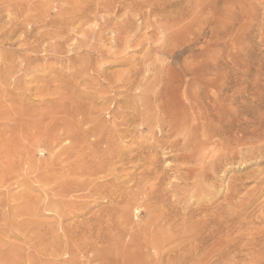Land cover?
Returning a JSON list of instances; mask_svg holds the SVG:
<instances>
[{"label":"rangeland","instance_id":"obj_1","mask_svg":"<svg viewBox=\"0 0 264 264\" xmlns=\"http://www.w3.org/2000/svg\"><path fill=\"white\" fill-rule=\"evenodd\" d=\"M10 20L14 23H10ZM126 78L128 82H124ZM190 87L211 90L212 104L225 100L228 109H231V105H237L231 96L234 93L243 94L249 136L245 142V153L236 158L235 162L223 166L224 170L219 169L214 188L203 194L171 191L169 182H178L175 168H172L175 167L172 158L166 159L167 154L163 149L158 152L145 150L149 151V155L155 152L157 158L160 157L157 169L165 176L162 187L166 189V197L165 200H153L154 207L158 205L153 215L162 211H175L177 214V210L181 212L178 215L181 219L188 208L197 209L198 212L200 208L205 210L202 212L205 215L198 213L193 220L201 218L206 221V210L210 208V211L216 212L213 240L208 242V239H202V236L205 238L208 235L210 227L203 231L205 224L200 223L198 232L200 236L203 234L201 237L196 235L200 237L198 242L202 240L201 245L198 244L199 249H193L195 245L190 244L191 248L186 249L182 245H174L176 252L170 245L172 248L168 250L171 251L167 250L165 258L167 254L168 259L174 256L177 260L179 257L178 260L182 262L177 261V264H183V260L185 264H264V0H0L1 248L13 250L11 246L16 242L22 245L25 258L30 252L35 259L43 256L42 251L48 246L46 243H52L57 233L63 232L56 223L57 214L43 207L48 203L54 204V200L59 198V183L63 185L62 182H71L79 177L74 173L79 162L69 156L75 140L73 144L69 143L72 136L68 134L66 124L73 131L78 129L79 132H84L81 127L84 130L96 123L104 124L105 134L118 132L117 136H122L119 145L124 144L123 149L127 147L129 151L142 143L141 148H148L150 143H155L157 132L155 138L163 142L166 139L161 136L156 120L162 112L160 95L167 97L169 106H179L183 97L178 94ZM222 88L225 92L217 97L215 90ZM49 109L56 112L51 114H56L54 120L58 119L55 122L65 126L53 130L54 136L59 130L62 138L67 137V134L71 137L67 141L66 137L64 139L69 143V148L64 140L61 143L64 146H60L66 149V153L64 150L61 152L59 146L53 149L55 153L60 152L59 156L63 160L55 161L52 165H49L52 153L45 147L46 121L39 122L41 116L37 115ZM143 118L150 119L152 124L142 125ZM70 120L78 122L77 125L71 124ZM35 121L34 126L37 128L31 129V122ZM82 121H86L84 123L87 126ZM126 122L130 124L126 125ZM124 125L129 126V129L125 128L128 132L123 128ZM152 128L154 134L148 131L151 132ZM128 165L124 172H119L122 177L119 180H129L130 172H140V169L134 167L136 162ZM105 174L85 176L84 180L95 179L92 183L94 185L100 179H105ZM229 182L234 184V189H242L233 200H224ZM145 185L135 190L142 192ZM84 192L75 194H87V191ZM211 192L215 197L209 200V204L207 199L212 195ZM76 195L75 201L85 198L81 201L84 202L82 208L85 214H82L86 220L80 216L84 210L79 212L74 209L69 213L70 217H65V226L69 223L81 226L83 222L84 226L93 229L94 225L99 228L102 224L105 230V224L106 227L108 225L104 221L105 217L111 214V219H119V222L122 219L124 225H127L126 222L131 224V227L127 226V231L132 232L131 228H136L132 226L142 225L144 220L149 219L150 209H146L147 206L140 201L137 204L136 200H130V205L134 204L130 206L133 208L129 217H126L129 218L127 221L125 217L120 219L118 215L122 214L119 209L115 211L116 207L121 210L123 203L118 205L117 200H102L97 195L92 198ZM138 197L143 200L145 195L139 194ZM37 214L41 229L39 232L36 226ZM87 218H90V222L93 219L92 225ZM108 218L110 216L106 220ZM121 224L123 226L122 221L119 227H122ZM15 225H35L34 230L38 236L44 234V239L38 243L36 239L35 244L30 240L21 242L12 232H7L13 227L15 230H12L19 233ZM73 227L79 229L76 225ZM96 227L94 230H97ZM106 232L103 231V235ZM111 232L107 234L109 237ZM131 232L127 234H134L136 230ZM115 233L112 236H117V230ZM128 235L112 238L121 242L127 238V244L123 241L122 247L126 244L127 252L130 250L128 253H131L135 246L129 242ZM194 240L191 242H197ZM89 252L88 256H97L94 251ZM152 253L157 252L153 250ZM6 263L5 260L3 264Z\"/></svg>","mask_w":264,"mask_h":264},{"label":"bare ground","instance_id":"obj_2","mask_svg":"<svg viewBox=\"0 0 264 264\" xmlns=\"http://www.w3.org/2000/svg\"><path fill=\"white\" fill-rule=\"evenodd\" d=\"M9 6L11 7V5H9ZM35 9H36V6H35ZM10 10H12V9H10ZM31 15H33V14H31ZM33 16H36V15H33ZM31 17L32 16H30L29 18H31ZM33 20L34 19H32V21ZM35 21H37V20H35ZM11 22L12 21L10 20V23ZM28 22H29V20H28ZM12 23H14V22H12ZM15 25H12V26L14 27ZM13 27H12V29H13ZM11 32H9V33H11ZM126 80H127V78L124 80V82ZM128 81H126V82H128ZM183 88H185V87H183ZM210 92H212V91L207 89V88H204V87L186 88L183 90L182 93L178 94L179 97H183V101L182 100L180 101L179 106H174V105L169 106V104H168L169 102H168L167 97L160 95L159 101L163 102V104H161L162 105L161 106L162 112L159 114V116H157L156 120H157L159 130L161 132L160 133L161 136L165 137L166 139L164 140L165 142H163L162 140L155 138L157 136V133H158L157 132L155 134V137L152 136V137H154L155 143L152 145H150L151 144L150 143L149 146H147L148 148H146V147L144 148V146H143V148H141L142 144H144V143H142L141 146L139 145L135 148L133 147V149H131L129 151H127V149H126L127 147L125 148L126 150L123 149L125 147V145L124 144L119 145V143L122 142V139H121L122 136H121V138L119 137L120 136L119 134H118L119 136H117L116 133H118V132L110 133L111 135L108 133L105 134L104 128L106 127V125H104V124L96 123L95 125L93 124L90 127L88 126V128H84V130H83V127H81V130L84 132H81V131L79 132L78 129L76 131L74 129V131H73L72 130L73 128L71 129V127L67 126L68 124L65 123L66 128L70 132V133L68 132V134H71V136H72V141L69 143L73 144L72 143L73 139L75 140L74 144H73L74 146L72 145L70 147V148H72V147H74V148H73V151L70 153L69 156L71 157V159L73 157V160L79 162L78 165L76 164L77 166L75 165L76 162H72L76 166L74 173L76 174V176H79L80 179L82 178V180H80L79 177H76V178L74 177L75 178L74 181L72 180V178H71V180H72L71 182L65 181L66 185L63 182H62L63 185H60V183H59L58 188H57V189H59V192L57 191L58 192L57 195L59 198L57 200H54V204L48 203L46 206L44 205V207H43L44 209L45 208L51 209V210H53V212H55L57 214L58 220L56 223L59 225L60 229L63 230V232L57 233V235H56V233H53L54 235H56L55 236L56 238L53 239V241H51L52 243H49V242H48V244L46 243V246L48 245L47 247H44V245H43V247L45 248V249H43L44 251H42L44 253V254L42 253L43 256H39L37 258L35 257V259H33L34 257L33 258L31 257L33 255V253H31L32 254L31 255L30 252L27 255V257L25 258L24 256L26 254L24 255L22 253V245H19L16 242H15V244H12V246H11V247H13V250L2 249L1 248L2 239H1V241H0V264H3L5 260L8 262L6 264H164L165 260H168V261H166L165 264H168V263L175 264L177 261H179L178 260L179 257H177L178 255H176V257L178 258L177 260L174 259L175 258L174 256H173V258L168 259L167 258L168 254L166 257L167 259L165 258L166 253L168 251H171V249L168 250V248H172L174 245H176L177 247H180L179 245H182L186 249V247L191 248L190 245H192V246L195 245L193 247V249L194 248H195V250L199 249L198 244L200 246L202 243V240H200L198 242V239H200V237L202 236L203 231H207L208 227H210V228H208V229H210L209 232H207L208 235H206L205 238H203V236H202V239L203 240L208 239V242H209V240L212 239V236H214L213 235V230H214L213 228L215 226L213 227V224L215 222L214 217L216 215V212L210 211V208H209V211L206 210V212H208V213L205 212L207 217H208L206 219V221L201 220V218L196 219L195 221L193 220V218L195 216H196L195 218H197L198 213H200L202 216L205 215L202 213L205 210L200 209V208H199V212L197 209H190L189 210V208H188V212L183 214L184 216L181 219L178 218V215H180L181 212L179 213L176 209L175 210H176L177 214L175 213V211H171L172 213L162 211L159 214L155 213V215H153V212H155L153 210H156V212H157L156 207L158 206L157 205L154 207L153 200H165V197H166V192H164V191H166V189H165V187H162L163 178H165V176L163 177V173L161 171L159 172L157 169V162H159L158 158H160V157L157 158V155H155V152L152 153V155H154V157H151L152 155L151 154H150L151 156L149 155V153H148L149 151L146 152L145 150L152 149L151 152H153V151L158 152L159 149L160 150L163 149L166 151V152H164L165 155L167 154L166 159L172 158L173 162L175 163V167H172V168H175L174 169L175 172L174 171L173 172L176 173V175L174 173L173 174L176 176V180H178V182H175V184L171 183V181L169 182V184L172 188L171 191H173L175 193L176 192L181 193L183 191V192H191V193L195 192V194H203L206 191L208 192V190H211L212 188H214L215 184L217 183V178H215V176H216V173L218 172V170L221 169L226 164L235 162L236 158H240L245 153V150H244V147L246 149L245 142H246V139L249 136V134H248V129H247L248 125L246 126V124H247V111L245 108L246 107L245 102H244L245 99L243 98L244 96H242L243 94L235 95V93H234L231 96L232 97L231 99H233L232 100L233 103H235V101H236L237 105H236V107H233L231 105V107H230L231 109H228L225 106V100H224V102L223 101L221 102V100H220L219 103H217L216 105H214V102L212 104ZM224 92H225V90L223 88L215 90V94L217 95V97L220 96L221 94H223ZM184 99H185V101H184ZM86 107H87V105H86ZM20 109H21V111H23L22 105L20 106ZM63 112H65V111H62V113ZM52 113H56L54 111V109H49L48 111L40 112L37 114V115L41 116V118L39 119V122L44 123L46 121V124H45L46 125V132H45L46 141H45V143L47 142L46 143L47 145H45V147H47L48 150L52 153V154L50 153L52 156V159H51V161L49 160L51 163L49 165L54 164L55 161L63 160L59 156L60 152L55 153V151H53V149H55V148L57 149V146H59L58 149L61 148L60 147L62 145L61 143L63 142V140L66 137V136H64V138H62L63 136H60V134L58 133L59 130L64 125H61V123H56L55 121H57L58 118L56 120H54L56 118L55 117L56 114L51 115ZM144 113H143V115H144ZM6 114H9V113L6 112ZM57 114H59V113H57ZM23 115H25V112ZM145 115H147V112ZM145 117L147 118V116H145ZM130 119H132V118L130 117ZM149 120L150 119L146 120L143 118V121H141L142 122L141 124L146 126L148 123H150ZM33 121H34V119H33ZM50 122L52 123V125H50ZM69 122H71V120ZM82 122H83V125L86 123V121H82ZM122 122H124V121H122ZM35 123H36V121L31 122V125H32L31 129L37 128V126H34ZM67 123H68V121H67ZM72 123H76V122L73 121V122H71V124ZM77 123H76V125H77ZM125 124L126 125L130 124V122L129 123L126 122ZM151 124H152V122L150 123V125ZM153 124H154V122H153ZM126 125H124V126H126ZM124 126H123L124 129L127 127L129 129V126H126V127H124ZM76 128H77V126H76ZM57 129H59V130L57 131L56 135L54 136L53 130H57ZM148 129H150V128H148ZM68 130H66V131H68ZM121 130L123 131V129H121ZM125 130H127V129H125ZM152 130H154V129L152 128L151 132H150V130H148L149 133H152L153 132ZM66 131L63 135L66 134ZM71 131L73 134L71 133ZM130 131H132V130H130ZM127 132H128V130H127ZM126 133L124 135H126ZM154 133L155 132H153V134ZM68 134H67V137L65 139L66 141L70 137ZM112 134H116V136H114ZM119 139H121V140H119ZM65 140H64V142H65ZM158 142H160V143H158ZM67 143L68 142H65L66 145H67ZM69 143H68V145H69ZM138 144H140V142ZM68 145L66 147L69 148ZM146 145H148V144L146 143ZM62 146H64V145H62ZM47 148H46V150H47ZM130 148H132V147H130ZM62 150H64V148H61L60 151L63 152ZM65 150H64V153H66ZM133 150H134V152H133ZM70 151H71V149L69 150V152ZM63 155H65V154H63ZM63 155H62V157H63ZM216 157H218V158L216 159ZM135 162H136V165L134 167H136L137 169H140V172H138V173L130 172L131 177L129 180H119L122 178V177H120V173L122 171L124 172V170H126V168H127L126 166L130 163L135 164ZM71 165L72 164H70V167L68 166L69 169L71 168ZM74 165H73V168H75ZM67 171H69V170L67 169ZM72 171L70 173L71 175H73ZM69 172H67L68 176H69V174H68ZM102 173L103 174L106 173L104 176L105 179H102V181L100 179V181L95 182L94 185H92V183L95 181V179H94V181H90L87 179L90 182L86 181V179L84 180L85 176H92V177L95 176L96 177L97 175L102 174ZM75 174H74V176H75ZM88 178H91V177H88ZM98 180H96V181H98ZM129 182H131L130 185H129ZM145 184H149V185L147 186ZM144 185H145L144 191L139 192V191L135 190V188H137V190H139ZM233 186H234V184H232V182L228 183V185L226 187L227 192H225V196L223 195L225 197L224 200H233L234 196L235 195L237 196L241 192V189H242L241 187L234 189ZM241 186L243 187V184ZM84 191H87V194L84 195V193H85ZM78 192H84V193L83 194L80 193V196H79V194L78 195L75 194ZM212 193L213 192H211V194ZM139 194L145 195V198H143V200H139V197H138ZM213 194L210 195L209 199H207L209 204H210L209 200H213V198L215 197V195H213ZM75 195L79 196L81 198H83L84 196L85 197L91 196V198H92L93 196L97 195L99 199L100 198L101 199L102 198L103 199L108 198V200H115V201L117 200L118 205L123 203V205H121V208H122L121 210L118 207L115 208V211H117L116 209H119L120 214H122V215H118L119 217L121 216L120 219L124 218V217H125L124 219H126L128 214H130V211L133 208V206L131 208H130V206L134 204V202H133V204L130 205V200H131V202H132V200H136L137 204H140L139 201L142 204H145L147 206V208H146V206H145V208L148 209V207H149V209H150L149 212L152 215L149 214V219L147 221L144 220L145 221L144 224L138 225L139 227L138 226H132L133 228L136 227L135 229L131 228L132 232L134 233L135 230H136V232L134 234H131V235H128V234H130L131 231L130 230L127 231V229H129L128 227L129 226L131 227V224L126 222L127 225H124V221L121 219V221L123 223V226H122V224H121V226L123 228L119 227L118 224L121 223V221L119 222V219H118V221L115 219H111L112 218L111 214L110 215L108 214L110 216V218H108V220H106V217H109V216L105 217L104 221L107 222V224H108L107 227L105 224V230L102 227V224L99 225V228H97L98 226L96 227V225H94V229L96 227L97 230H94L93 228H90V227H86V226H84V223L82 221H81L82 223L80 222V220H83V219H80L78 221L81 223V226H77V224H73V225H76V227H79V229H80V231H79V229L75 230L76 229V228H74L75 226L73 227V225H71L70 223H69L70 225L67 224L66 226H65V223H63V222H65L64 221L65 217L67 216L66 218H68L69 213L72 212L71 210L76 209V210H79V212L84 210V208H82L84 206V202L81 200H83L85 198L78 201L79 198L77 197L78 200L75 201L76 200ZM73 196L75 198H71L72 200L70 198H69L70 200H65L66 198L73 197ZM190 204L191 203H189V205ZM161 205H163V204H161ZM159 207H160V205H159ZM160 208H162V206ZM105 212H106V210H105ZM173 212L175 214H173ZM82 213L85 214V210H84V212L80 213L81 214L80 216L83 217ZM117 214H119V213H117ZM200 214H199V216H201ZM114 215L116 216V212ZM36 216H37L36 226L38 228L40 226L39 219H38L39 214H37ZM96 216H98V215H96ZM69 217H70V215H69ZM90 218H87V220ZM84 219L86 220V217ZM99 219H103V218H99ZM95 220H94V222L97 221V220L96 221ZM126 220L128 221L129 218H127ZM191 221H193V222H191ZM91 222L93 223V219ZM91 222H90V224H91ZM98 222H99V220H98ZM203 222L205 224V227H203V231L201 232L202 234L200 236V234H199L200 232H198V229L200 228V223L203 224ZM100 223H102V222L100 221ZM20 226L15 225V228L18 227L17 230L19 231V233H17L16 231H13V230H15V229H13V227H11L13 230L9 229L10 231L7 230V232L8 233L12 232L15 235V237L19 238L21 242H25V243L27 240H30V241H33V244H35L36 239H37V243L39 240L44 239V237L42 238V236L44 234H42V236L41 235L38 236L37 232H39L41 230L40 227L37 229V232H36L34 230L35 225H33V226L27 225L24 227H20ZM69 226L73 227L74 229L73 228L71 229ZM125 226H126V228H125L126 231H124ZM68 227H69V229H67ZM115 228H117V229H115ZM120 228H122L123 230H120ZM102 229L104 232L107 231L106 232L107 234H109L111 232L110 230L114 229L113 230L114 233L111 232L113 235L116 234L115 231L117 230V236L115 235L116 238L119 237V235H121V236L123 235V237L128 235L130 238L129 242L131 241V245L133 244L135 246V249L132 250L131 253H128L130 250L127 252V248H126V244L128 242L127 238H125V240L122 239L124 241V243L126 242L125 246L122 247V245H124V243H122L123 241L122 242H121V240L118 241L119 239H115V238L113 240L112 237H115V236H112V234H110L111 237H109V235H107V234L103 235ZM108 229H110V230H108ZM118 230H120V231L118 232ZM53 231H55V230H53ZM77 231H79V232H77ZM55 232H57V230ZM0 233H3V232H0ZM32 233H37V234L33 235ZM58 234H60V235H58ZM197 234L200 237L197 236L198 237L197 238L196 237ZM105 235H107V236H105ZM21 236H23V237L20 238ZM121 236H120V239H121ZM195 237L197 240L196 239L194 240ZM126 239H127V241H126ZM191 240L192 241L194 240L197 242H195V243L193 242L194 243L193 244L191 242ZM186 242H188V245H186L187 244ZM11 243H13V242H11ZM207 244H209V243H207ZM9 246H10V244H9ZM167 246H170V247H167ZM164 247L167 249H165ZM122 248H123V251H121ZM163 248L165 250H163ZM172 249L174 250V247ZM175 249H176V247H175ZM177 249H179V248H177ZM180 249L182 250L183 248H180ZM90 250L94 251L97 256H95L94 254H93L94 257L88 256V253H90L89 252ZM153 250L154 251L156 250L157 253H155V254L152 253ZM174 251H176V250H174ZM172 255H174V254H172ZM184 261L185 260H183V264H185ZM179 262H182V261L180 260Z\"/></svg>","mask_w":264,"mask_h":264}]
</instances>
